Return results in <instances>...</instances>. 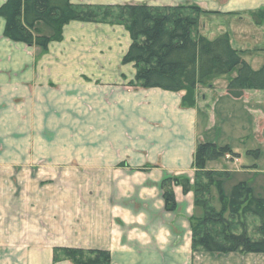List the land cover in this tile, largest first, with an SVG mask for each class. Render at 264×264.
Returning <instances> with one entry per match:
<instances>
[{"label": "crops", "instance_id": "obj_1", "mask_svg": "<svg viewBox=\"0 0 264 264\" xmlns=\"http://www.w3.org/2000/svg\"><path fill=\"white\" fill-rule=\"evenodd\" d=\"M6 2L0 0V7ZM73 4L197 7L204 12L202 36L228 35L254 71L264 64V0ZM257 12L263 13L260 25L251 17ZM39 29L52 33L44 25ZM4 30L0 19V134L7 133L5 119L14 109L19 125L27 113L40 136L58 134L62 141L30 144L25 151L27 144L18 141L15 157L0 160L3 170L39 162L49 167L13 177L0 170V264H69L54 263L57 248L106 251L111 264H264L260 254L194 252L191 221L203 210L193 192L175 186L176 208L167 211L163 190L167 179L193 180L197 146L207 142L229 146L241 163L240 169L227 170L224 191L227 182L245 181L255 193L263 192L264 91L232 99L227 87L236 74L211 88L199 87L196 107L184 109L185 93L128 86L136 69L123 64L132 40L122 26L72 22L47 52L9 41ZM32 128L28 131L36 135ZM255 151L259 158L248 155Z\"/></svg>", "mask_w": 264, "mask_h": 264}, {"label": "trees", "instance_id": "obj_2", "mask_svg": "<svg viewBox=\"0 0 264 264\" xmlns=\"http://www.w3.org/2000/svg\"><path fill=\"white\" fill-rule=\"evenodd\" d=\"M204 14L193 6H75L73 0H7L0 7L5 21L4 37L15 44L39 48L47 52L52 43L63 40L65 26L72 22L117 25L130 34L132 44L123 64H134L135 85L142 89H159L185 93L184 109L196 107L199 87L211 88L213 83L238 68L230 80L227 93L240 100L248 91H264V64L254 71L235 50L228 35L209 40L199 32ZM262 12L251 14L256 24L262 23ZM41 25L51 30L43 35ZM234 154L229 146L201 142L194 156L195 180L171 178L163 182L167 211L176 208L171 183L184 193H194L195 205L203 210L201 218L191 221L192 249L210 254L238 253L264 255V198L256 196L245 181L237 183L228 195L223 188V173L211 171L208 165ZM259 158L260 152H248ZM217 192L220 208L212 204V189ZM248 217H256L257 237L246 226ZM245 220V222H244ZM54 263L61 260L73 264H111L109 252L57 248Z\"/></svg>", "mask_w": 264, "mask_h": 264}, {"label": "rangeland", "instance_id": "obj_3", "mask_svg": "<svg viewBox=\"0 0 264 264\" xmlns=\"http://www.w3.org/2000/svg\"><path fill=\"white\" fill-rule=\"evenodd\" d=\"M243 57L245 59H251V58H248L246 55H244ZM237 72H238V68L235 69L228 76H225V77L220 78L218 80H227V81H229L231 78H233L237 74ZM135 83L136 82L134 80L128 86L134 87V88H140L137 85H135ZM18 104L19 103L14 104V108ZM20 105L23 106V107L24 106L25 107L28 106V104H26V103H20ZM21 106H19V108ZM10 107H11V104L9 105V109H10ZM12 107H13V105H12ZM15 110H17V112H19L18 114L23 115V110L21 112H20V110H18V108H15ZM9 111L10 112L8 113V115L10 117H6V119H5V123H6L5 124V130H6L5 132H7V133H5V135L0 134V160H6L7 161V160L13 159L15 157L14 154H13L14 149H15L14 148V145L18 141H20L22 144H27V145H25L23 147L24 148L23 149L24 151H25V149L28 150L30 148V144H34V145L35 144H38V143L44 144L46 142H48V143H55L56 142L57 143V142H61L62 141L61 136L58 135V134H47L46 137H45V135L40 136L41 134H38V133L40 132L41 129L37 125H36L37 127L35 126L36 122L33 121V119L31 120L30 117H27L28 115L25 117V115L27 113H24V116L22 118L23 120L21 121V124L19 125L17 123L18 120L15 118V114H14L15 111H14V109H10ZM210 114H211V117H212L213 116L212 111H210ZM211 121H212V119H211ZM32 127H35L36 128V131H35L36 132V135L35 134H32L31 135V133L28 131ZM11 130H12V132L15 131V135H12L13 133L12 134L9 133V131H11ZM33 130H35V129L32 128V131ZM51 130H53V129H51ZM29 155H30L29 153L27 155L24 154L25 158H29L30 157ZM24 156H23V158H24ZM235 158H237V157H234V156L228 154L222 160L217 161V162L210 163L209 164L210 165V170L211 171H214L215 170L216 172L217 171L222 172L223 168H225L226 169L225 170L226 172L225 173L223 172L224 177L222 179L223 180L222 182H224L225 178L229 174L227 170H229V171L238 170L241 167V163H239L237 160L235 161ZM54 159H56V157H50L49 158V160H54ZM223 161H224V165L222 166L221 163H223ZM209 165H208V169H209ZM46 168L48 169L49 167H47L46 165H44L43 162H39L34 167L14 166V167H5L4 168L5 170H3V169H0V170L3 171L1 173H6L7 176L10 175V176L13 177V176L19 175L21 173V171H23V172L24 171H28V172L31 173V172H34V171H37V170H45ZM245 178H247V177H245ZM194 180H195V177L193 178V180H190L191 185L194 184ZM51 185L53 186V184H51ZM56 185L57 184H55V186H53L54 189L52 188L51 191H54V190L57 189ZM232 185H234V184H232V182H227L226 185H225V190H226L225 192H227L228 195H230V193L232 191V188H231ZM175 186L176 185L174 183H171L172 189H174ZM263 192H264V190H263ZM263 192L255 193V195L264 198V193ZM193 195H194V193H193ZM210 198L213 200L212 201L213 206L216 209H219L220 208V204L218 202L217 192H216V190L214 188L212 189L211 197ZM244 222H245V220H244ZM258 224H259V221H258V219H256V217H248L246 226L248 228L249 233L252 236L253 235L254 236L256 235V237H257V234H256L257 231L256 230H257ZM83 250H85V249H83ZM230 254H232V253H230ZM110 256H111V254H110ZM57 263H69V264H73L71 261H68V260H61L60 262H57Z\"/></svg>", "mask_w": 264, "mask_h": 264}]
</instances>
